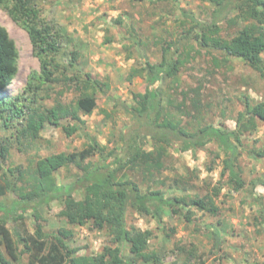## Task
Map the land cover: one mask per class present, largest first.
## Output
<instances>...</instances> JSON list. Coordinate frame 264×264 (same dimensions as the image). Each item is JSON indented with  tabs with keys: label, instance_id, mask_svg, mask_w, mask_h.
Instances as JSON below:
<instances>
[{
	"label": "rangeland",
	"instance_id": "rangeland-1",
	"mask_svg": "<svg viewBox=\"0 0 264 264\" xmlns=\"http://www.w3.org/2000/svg\"><path fill=\"white\" fill-rule=\"evenodd\" d=\"M37 9L50 25L62 35V51L58 55L60 73L57 82L43 85L38 95L25 92L32 75L41 74V63L34 54L33 46L26 30L0 8V24L8 31L18 50V72L14 81L0 91V100L12 99L27 107L26 112H43L58 103H76L81 95L73 86L74 71L69 67L70 52L78 51L77 69L98 80L105 92L97 93V107L92 113L79 112L81 130L68 136L61 125H74L70 117L60 121V127L47 122L37 138L19 137L25 128L23 119L13 122L11 128L0 123V141L8 146V156L2 161L5 171L17 167L27 169L38 160L51 159L54 175L59 184L75 181L81 172L75 167L58 164L55 157L61 153L80 152L97 142L107 154L121 147L122 135L132 124V114L124 108L137 105L135 94L143 93L146 77L135 73L142 68L139 52L152 64L159 63L163 48L167 44H182V66L175 78H167L159 86V92L168 104V98L182 100L186 111L196 114V119L184 118L188 129L197 131L210 125H223L236 129L238 114L245 109L246 99L260 102L264 98V74L243 60L232 58L216 64L213 56L200 46L195 23L184 17L183 11L196 19L210 22L214 8L206 0H172L155 3L142 0H35ZM182 10V14H181ZM234 16V13L231 14ZM259 25L257 19L229 26L220 23V36L230 39L243 25ZM132 36L140 39L137 47ZM264 58V54H263ZM182 91V99L178 93ZM199 94L197 96V92ZM200 100L199 113H195L193 98ZM23 98H26L24 100ZM117 101H113V100ZM178 101V102H179ZM177 113V111H176ZM245 149L264 148V123H258L256 131L242 137ZM240 147L238 166L246 182L243 190L236 192L228 184V175L222 176L223 161L228 154L216 143L194 150L177 144L168 147L166 169L156 180L142 173L128 169L129 178L138 182L144 192L159 189L169 196H206L221 189L214 197L220 210L218 215L193 210V219L186 221L184 211L173 215L168 207H155L153 215H142L129 210L128 227L153 232L149 242V252L159 257L158 262L148 264H264V185L252 182L264 180V160L250 156ZM142 148L150 151L153 141L142 139ZM93 158L97 160L99 153ZM212 168V169H211ZM17 189L5 197H28L29 191L21 189L22 181L12 177ZM182 181V184H181ZM176 183L182 185L178 188ZM253 190V193H252ZM75 198H84L76 193ZM64 201L59 200L38 210L35 217L8 225L16 242L19 260L13 264H29V254L24 249L25 229L33 234L38 226L48 234L73 235L63 237L66 243L77 249V255H97L111 244L108 234L93 229L91 224L70 226L58 214ZM216 227L221 241L216 245L215 237L208 226ZM5 255L9 254L4 249ZM127 258H133L125 250ZM146 264V263H141Z\"/></svg>",
	"mask_w": 264,
	"mask_h": 264
},
{
	"label": "trees",
	"instance_id": "trees-1",
	"mask_svg": "<svg viewBox=\"0 0 264 264\" xmlns=\"http://www.w3.org/2000/svg\"><path fill=\"white\" fill-rule=\"evenodd\" d=\"M158 2L166 0H142ZM177 3V0H172ZM213 8L214 14L210 22L196 19L183 11L184 17L195 23V29L200 46L207 54L213 56L214 63H226L232 58L243 60L252 69L264 74V27L246 24L230 39L220 36L224 20L229 26L257 19L264 24V0H206ZM0 8L29 35L34 54L41 63V74L32 75L25 89L26 94L38 95L43 85L57 82L60 73L58 55L62 51L61 33L40 14L35 0H0ZM234 13V16L231 14ZM182 14V10H181ZM133 42L140 47V39L132 36ZM78 51L70 52L69 67L74 75L71 79L73 86L81 92L76 103L65 105L58 103L43 112L27 113V107L12 99L0 100V123L11 128L13 122L23 119L26 126L19 131V137L37 138L47 122L60 127V121L71 118L74 125H61L68 136L81 130L82 122L79 112L92 113L97 107V93L105 92L101 83L89 74H84L77 68ZM142 68L135 73L146 77L143 93L135 94L137 105L123 104L133 116L132 124L122 135L123 143L120 148L112 149L105 154V149L95 143L92 148L80 152L61 153L55 159L59 165L75 167L81 174L71 183L59 184L54 175V163L51 159L43 158L35 166L24 169L17 167L5 171L2 161L8 156V146L0 141V264H13L19 260L16 242L8 225L12 222H22L32 219L42 207L63 200V209L58 216L66 220L70 226H85L91 224L93 229L104 231L111 239V244L103 248L97 255H77L78 250L71 248L65 237L73 235L67 231V236L48 234L41 226L33 234L23 226L24 249L29 254V264H141L158 262L159 257L149 252V242L153 232L143 231L136 227H128L127 215L134 210L142 215H153L155 207L164 206L173 215L184 211L186 221L193 219V210L218 215L219 206L214 197H218L221 189H216L213 196H182L163 193L159 189L144 192L138 182L128 177L126 171L133 169L144 177L156 180L166 169L168 147L177 144L185 149L199 150L209 143L218 144L228 156L224 159L222 176L228 175V184L239 192L246 186L242 177V169L238 166L243 147L242 137L253 134L258 123H264V98L260 102L246 99L245 109L236 119V129L230 130L223 125H210L191 131L188 124L183 122L188 117L196 119L197 115L186 111L182 100L168 98V104L159 92V86L167 78H175L182 66V44H167L163 48L161 61L152 64L139 52ZM18 50L8 31L0 24V91L10 85L18 72ZM199 91L197 92V96ZM182 99V91L178 93ZM26 100V98H23ZM117 101V100H113ZM179 101V102H178ZM195 113H199L200 100H192ZM177 111V113H176ZM26 134V135H27ZM150 138L153 148L146 151L142 148V139ZM250 156L264 160V148L245 149ZM99 153V158H93ZM212 169V168H211ZM18 178L21 189L29 191L28 197L5 200L9 192L17 189L16 182L8 178ZM257 183L264 185V180L252 182L253 188ZM182 184V181H181ZM182 189L180 184L176 183ZM82 193L84 198L77 200L76 193ZM253 193V190H252ZM216 245L221 241L220 231L210 225ZM64 237V238H63ZM9 254V259L5 253ZM128 250L133 258L125 256Z\"/></svg>",
	"mask_w": 264,
	"mask_h": 264
}]
</instances>
